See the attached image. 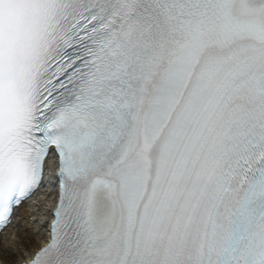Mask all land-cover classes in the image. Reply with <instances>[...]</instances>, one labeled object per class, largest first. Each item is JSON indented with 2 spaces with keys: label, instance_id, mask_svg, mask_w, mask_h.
Returning a JSON list of instances; mask_svg holds the SVG:
<instances>
[{
  "label": "snow or ice",
  "instance_id": "6c2138e0",
  "mask_svg": "<svg viewBox=\"0 0 264 264\" xmlns=\"http://www.w3.org/2000/svg\"><path fill=\"white\" fill-rule=\"evenodd\" d=\"M53 158L28 264H264V0H0V229Z\"/></svg>",
  "mask_w": 264,
  "mask_h": 264
},
{
  "label": "bare ground",
  "instance_id": "6f19581e",
  "mask_svg": "<svg viewBox=\"0 0 264 264\" xmlns=\"http://www.w3.org/2000/svg\"><path fill=\"white\" fill-rule=\"evenodd\" d=\"M51 185L52 181L48 179L46 187L28 205L15 212L10 228L0 237V264L28 263L33 254L48 243V237L42 241L41 231L44 217L51 207ZM26 245H30L27 250Z\"/></svg>",
  "mask_w": 264,
  "mask_h": 264
},
{
  "label": "rangeland",
  "instance_id": "374dc122",
  "mask_svg": "<svg viewBox=\"0 0 264 264\" xmlns=\"http://www.w3.org/2000/svg\"><path fill=\"white\" fill-rule=\"evenodd\" d=\"M41 232H42V241H44L45 240V234H46L45 229L43 228ZM29 246L30 245H26L25 249L27 250V247H29ZM19 248H22V247L19 246Z\"/></svg>",
  "mask_w": 264,
  "mask_h": 264
}]
</instances>
